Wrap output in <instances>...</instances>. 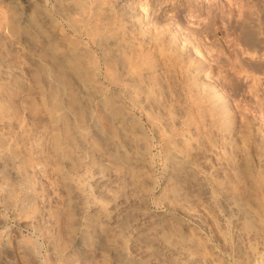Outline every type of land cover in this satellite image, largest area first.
I'll return each mask as SVG.
<instances>
[{
	"label": "rangeland",
	"instance_id": "rangeland-1",
	"mask_svg": "<svg viewBox=\"0 0 264 264\" xmlns=\"http://www.w3.org/2000/svg\"><path fill=\"white\" fill-rule=\"evenodd\" d=\"M0 264H264V0H0Z\"/></svg>",
	"mask_w": 264,
	"mask_h": 264
},
{
	"label": "bare ground",
	"instance_id": "bare-ground-1",
	"mask_svg": "<svg viewBox=\"0 0 264 264\" xmlns=\"http://www.w3.org/2000/svg\"><path fill=\"white\" fill-rule=\"evenodd\" d=\"M77 110V109H76ZM77 113H78V110H77ZM191 134L192 133H187L186 137H188L189 139L191 138ZM205 152V151H204ZM214 152V151H213ZM202 153V152H201ZM213 154V153H212ZM215 154V153H214ZM137 155V154H136ZM203 158L205 157L207 160L210 159V156H211V153L210 151L208 150V152H206L205 154L203 153ZM205 159V161H206ZM206 163V162H205ZM203 161L200 162V160H197L193 163V170L195 171L197 177H198V180H196L195 183L192 184V188L194 191H197L198 193L202 194L203 197H206L207 199L209 198L210 199V171L208 170L209 168L206 166ZM134 167H140L138 164L134 163L132 164ZM209 166V165H208ZM168 176L171 177V178H176V177H181L182 176V172H179L177 170H174V169H169V172H168ZM184 176V175H183ZM107 178V176H106ZM110 178V177H109ZM93 181L96 182L98 184V186L100 184H103L105 182H107V179L102 178V177H96V178H93ZM203 182V183H202ZM106 184V183H105ZM104 185V184H103ZM96 189V188H94ZM101 189H104V188H100ZM126 189V188H125ZM129 190H132L134 188H128ZM99 190V189H98ZM99 190V191H100ZM106 190V189H105ZM108 190V188H107ZM106 190V191H107ZM98 191V193H99ZM103 191V190H101ZM100 191V192H101ZM128 191V190H127ZM78 193V192H76ZM104 193V192H102ZM78 196V195H77ZM209 196V197H208ZM79 197V196H78ZM206 200V199H205ZM209 201V200H208Z\"/></svg>",
	"mask_w": 264,
	"mask_h": 264
}]
</instances>
